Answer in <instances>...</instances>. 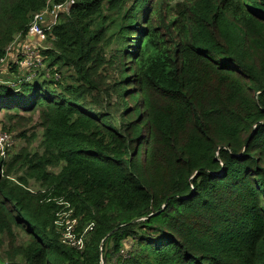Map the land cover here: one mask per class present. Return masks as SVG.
Here are the masks:
<instances>
[{"label":"trees","instance_id":"obj_1","mask_svg":"<svg viewBox=\"0 0 264 264\" xmlns=\"http://www.w3.org/2000/svg\"><path fill=\"white\" fill-rule=\"evenodd\" d=\"M49 1L0 0V64ZM49 42L0 86L42 131L0 158L8 262L264 264V0H74Z\"/></svg>","mask_w":264,"mask_h":264},{"label":"built area","instance_id":"obj_2","mask_svg":"<svg viewBox=\"0 0 264 264\" xmlns=\"http://www.w3.org/2000/svg\"><path fill=\"white\" fill-rule=\"evenodd\" d=\"M51 2L52 0L48 2L43 11L34 15L26 34L15 38L14 42L8 47L6 57L2 61L4 63L8 60L7 58L11 57L10 63L16 66L20 73L28 75L21 77V80L28 81L37 73L45 70V59L42 53L46 48L45 45L50 39H53V29L58 24L59 14L69 13L71 6L74 4V0H66L61 4H52ZM51 5L53 6L51 7ZM49 16L52 20H48ZM7 65H9V62ZM13 146L14 142L11 136L0 132V158H6L7 152ZM67 232L71 235L72 224L67 227ZM81 243L82 240H79L74 244L81 246Z\"/></svg>","mask_w":264,"mask_h":264},{"label":"rangeland","instance_id":"obj_3","mask_svg":"<svg viewBox=\"0 0 264 264\" xmlns=\"http://www.w3.org/2000/svg\"><path fill=\"white\" fill-rule=\"evenodd\" d=\"M50 19L52 20V18L49 16L48 20H50ZM45 47H52L51 43L50 42L46 43ZM115 47H116V45L111 46L109 48V51H111ZM7 59H8L7 61L0 64V72H2V73H0V86H3L6 84L5 80H7V78L9 80V78L15 79V78H19V76H21V77L28 76V75H24L23 73H19V75L14 74V73L9 74L8 70H10L11 66H14V65H12V63H10L11 57H9ZM8 62H9V65H7ZM14 81H12L10 84H13ZM20 116L22 117V119L20 120L21 121L20 124L17 127L14 126V130L9 132L10 135L14 138L15 146L13 149H11L9 156L6 159V162H9L10 159L15 154L19 153L25 147L30 148L34 152L39 151V149H40L39 146H40L42 131H41V128L38 127V124H39L38 123V115L30 116V115L22 114ZM0 122H1L0 123V129H3L4 126H6L5 130H7V128L9 126H11L4 119L0 120ZM21 132H26L28 138H30L32 135L36 136V138H31L30 141L24 140V139H19V138H17V136ZM33 189H35V186L33 187ZM70 223H71V221L69 220V217L64 216L63 220L61 221V225L68 227L70 225ZM73 226H74V224L72 223V227ZM68 230H69V228H68ZM66 232H67V230H66ZM15 233L17 236V244L18 245H22V244H25V243L30 241V238L26 234H24L21 230L15 229ZM66 236H68L69 238H72V235L68 234V232L66 233ZM8 249H9V239L7 238V236H0V264H10L8 262V260L6 259V255H5V253ZM13 264H23V263L21 261H17L16 263H13Z\"/></svg>","mask_w":264,"mask_h":264}]
</instances>
